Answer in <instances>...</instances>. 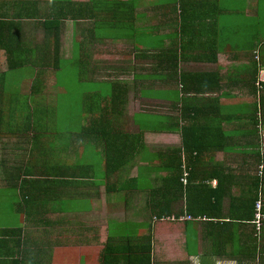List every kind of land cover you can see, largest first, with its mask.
Masks as SVG:
<instances>
[{
  "label": "crops",
  "instance_id": "0c3cea01",
  "mask_svg": "<svg viewBox=\"0 0 264 264\" xmlns=\"http://www.w3.org/2000/svg\"><path fill=\"white\" fill-rule=\"evenodd\" d=\"M0 195V264H264V0H0Z\"/></svg>",
  "mask_w": 264,
  "mask_h": 264
},
{
  "label": "rangeland",
  "instance_id": "374dc122",
  "mask_svg": "<svg viewBox=\"0 0 264 264\" xmlns=\"http://www.w3.org/2000/svg\"><path fill=\"white\" fill-rule=\"evenodd\" d=\"M166 1L171 2L172 0H161V5H163ZM124 54H125L124 52L119 51L118 53H116L112 56L119 58V60L116 61V63L120 64L124 61V58H125ZM96 56H99V55L97 54ZM112 56L110 55V57L107 59L109 63H111L110 58H113ZM67 57H68V55H67ZM97 60H100V59H97ZM67 66L72 68L71 66H73V64H70ZM59 79L63 80V81L71 82L73 80V71L69 70L68 67L63 66V70L59 74L58 82H59ZM123 79H126V77H124ZM130 79H131V77H130ZM44 96H42V101L44 100ZM131 97H132V94H131ZM10 99H12V98H10ZM137 101H138V103H142V101H140V100H137ZM23 120H25V119L22 117L20 124L22 123ZM45 123L48 125V130L53 128V129H57L58 131H63L66 129H77V127L79 126V121L78 120H70L68 113H57L55 117L54 116L52 117V115H50L47 118V120L45 121ZM0 210H4V205H2L1 195H0ZM29 242L30 241H28V243Z\"/></svg>",
  "mask_w": 264,
  "mask_h": 264
},
{
  "label": "trees",
  "instance_id": "16d2710c",
  "mask_svg": "<svg viewBox=\"0 0 264 264\" xmlns=\"http://www.w3.org/2000/svg\"><path fill=\"white\" fill-rule=\"evenodd\" d=\"M81 72H79V74H80ZM100 86H102V87H105V83H102V84H100ZM32 244H35L36 242H31ZM43 246L42 245H40L39 246V248L41 249ZM111 247L108 245L107 246V250H109ZM138 259L141 261V258L140 257H138ZM149 262H150V243L148 242V246H147V263L149 264ZM128 264H136L134 261H133V259L132 258H130V261L128 262ZM138 264H140L139 262H138Z\"/></svg>",
  "mask_w": 264,
  "mask_h": 264
},
{
  "label": "built area",
  "instance_id": "2783aa9c",
  "mask_svg": "<svg viewBox=\"0 0 264 264\" xmlns=\"http://www.w3.org/2000/svg\"><path fill=\"white\" fill-rule=\"evenodd\" d=\"M263 207H264V203L262 201L259 202L258 203V206H257V209H258V215H257V217L259 218V220L262 219V216H263L262 213H261ZM185 219L194 220V218L192 216H187Z\"/></svg>",
  "mask_w": 264,
  "mask_h": 264
},
{
  "label": "clouds",
  "instance_id": "9594fccd",
  "mask_svg": "<svg viewBox=\"0 0 264 264\" xmlns=\"http://www.w3.org/2000/svg\"><path fill=\"white\" fill-rule=\"evenodd\" d=\"M264 203V202H263ZM257 206H258V204H257ZM263 210V209H262ZM257 211H258V209H257ZM262 213V212H261ZM257 215H258V213H257ZM262 220H263V216H262V219H260L259 220V218L257 217V221H258V224L261 226V224H262Z\"/></svg>",
  "mask_w": 264,
  "mask_h": 264
}]
</instances>
